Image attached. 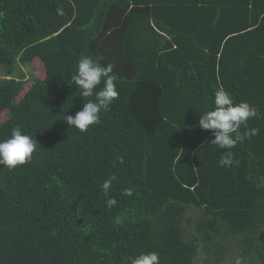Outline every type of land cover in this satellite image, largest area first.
I'll return each mask as SVG.
<instances>
[{
    "label": "trees",
    "instance_id": "1",
    "mask_svg": "<svg viewBox=\"0 0 264 264\" xmlns=\"http://www.w3.org/2000/svg\"><path fill=\"white\" fill-rule=\"evenodd\" d=\"M83 56L119 93L85 132ZM0 65V140L38 142L0 165V264H264V0H0ZM221 85L258 109L229 150L198 126Z\"/></svg>",
    "mask_w": 264,
    "mask_h": 264
},
{
    "label": "clouds",
    "instance_id": "2",
    "mask_svg": "<svg viewBox=\"0 0 264 264\" xmlns=\"http://www.w3.org/2000/svg\"><path fill=\"white\" fill-rule=\"evenodd\" d=\"M113 67L111 63L102 65L99 59L89 56H83L78 60L73 75L74 85L77 86L81 97L91 99L83 103V107L75 115H66L65 122L68 126L85 132L90 126L101 122L100 113L108 110L119 95L116 87L117 77L112 74ZM212 104L211 110L199 116L198 125L201 129L211 132L212 144L229 150L258 134V129L247 128L248 120L258 115V109L249 102L235 101L221 85L214 91ZM242 127L245 129L243 133L240 132ZM37 144L36 139L26 134L20 126L14 127L8 138L0 140V165L13 169L30 162ZM234 163L236 161L230 151H225L219 160L220 167H231ZM114 179L115 176L109 177L101 185L105 194L111 188ZM125 194L131 195V190H126ZM115 203V199L112 198L106 201L109 207ZM131 264H159V253L142 252L132 258Z\"/></svg>",
    "mask_w": 264,
    "mask_h": 264
},
{
    "label": "rangeland",
    "instance_id": "3",
    "mask_svg": "<svg viewBox=\"0 0 264 264\" xmlns=\"http://www.w3.org/2000/svg\"><path fill=\"white\" fill-rule=\"evenodd\" d=\"M14 63L15 64L17 63L15 69L16 74L25 73L26 75H29L30 72L38 71L37 66L32 63L30 65L20 64L18 62H14ZM3 75H4V68L2 65H0V77H3ZM190 211L192 212V209H189L187 214H185L184 216L187 217ZM231 263H232L231 260L228 258L227 262L224 264H231Z\"/></svg>",
    "mask_w": 264,
    "mask_h": 264
}]
</instances>
